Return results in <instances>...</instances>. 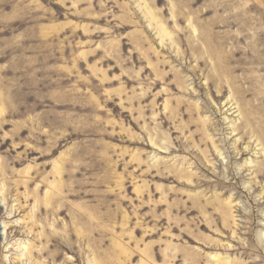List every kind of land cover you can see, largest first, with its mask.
I'll list each match as a JSON object with an SVG mask.
<instances>
[{"label":"rangeland","instance_id":"1","mask_svg":"<svg viewBox=\"0 0 264 264\" xmlns=\"http://www.w3.org/2000/svg\"><path fill=\"white\" fill-rule=\"evenodd\" d=\"M0 264H264V0H0Z\"/></svg>","mask_w":264,"mask_h":264},{"label":"bare ground","instance_id":"2","mask_svg":"<svg viewBox=\"0 0 264 264\" xmlns=\"http://www.w3.org/2000/svg\"><path fill=\"white\" fill-rule=\"evenodd\" d=\"M242 153H244V152H242ZM257 169H258V177H262L263 176V173H262V170H263V168H260V167H257Z\"/></svg>","mask_w":264,"mask_h":264}]
</instances>
